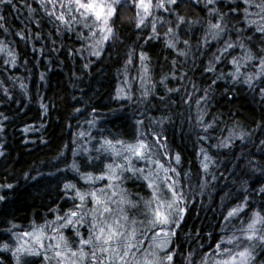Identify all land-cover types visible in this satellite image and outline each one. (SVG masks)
<instances>
[{"label":"snow or ice","instance_id":"1","mask_svg":"<svg viewBox=\"0 0 264 264\" xmlns=\"http://www.w3.org/2000/svg\"><path fill=\"white\" fill-rule=\"evenodd\" d=\"M20 2L25 4L31 23L39 26L46 17L57 35L75 37L80 47L69 54L85 59L86 69L95 62L90 57L100 59L117 43L123 45L131 40L132 36H123V27L125 23L134 25L135 40L124 61V87L118 88L113 99L144 107L134 109L137 119L129 140L105 136L103 129L101 135L94 136L90 129L97 126L96 119L88 120L89 131L76 133L84 144L79 148L84 158L74 159L70 165L83 184L66 181L63 185L61 199L72 206L66 210L59 204L49 208L44 218L30 220L23 231H17L21 226L10 222L5 231L15 246L3 242L0 250L10 252L15 264H264V168H257L254 161L248 163L253 173H260L252 178L259 187L240 181L235 192H226L228 183H224L216 193L224 194L220 210H213L220 218L213 230L207 234L202 228L194 233L183 232L197 197H203L209 187L215 191L221 179L227 181L223 173L218 176L212 171L213 167L219 171V164L211 150L233 149L237 140L243 147V142H250L257 130L264 134V0H34L38 8L26 0ZM201 3L205 16L181 14L182 4L199 7ZM4 4L15 6L14 0H0V5ZM125 9L134 12L122 17ZM38 11L43 12V17L36 15ZM4 20L0 15V30L8 33ZM162 28L166 30L162 32ZM26 31L27 26L15 35L27 42L30 36ZM197 32L202 34L197 37ZM40 38L41 34L35 33V39ZM153 40H163L165 49L174 53L171 69L158 82L151 75V57L143 50ZM137 47L141 48L139 53ZM0 53L7 57L5 65L18 63L19 53L2 38ZM137 57V75L130 77ZM192 71L200 72L206 87H200L189 76ZM137 79L139 96L131 84ZM173 81L177 87L168 86ZM222 84L226 86L217 100L216 91ZM158 85L163 86L165 95H157ZM241 90L260 107L261 120L253 121L251 131L243 130L234 120L232 127L225 124L221 128V133L227 130V136L215 137L212 133L224 123L225 113L213 115L214 101L247 100ZM3 91L9 95L7 88ZM170 95L180 97L184 104L195 100L197 105L196 126L203 132L197 139L202 145L206 141L207 147L202 146L198 153L201 159L196 173L183 169L181 153L174 152L169 143L165 125L175 123L172 116L154 117L150 113L158 109H149L145 103L150 98L163 102ZM41 107L45 113L48 111L46 105ZM121 109L127 111L123 103ZM92 113H96L95 108ZM0 116L8 119L2 113ZM258 151L264 156V139ZM246 155L250 153L242 152L235 159L239 161ZM228 163L233 166L226 171L236 177L231 181L235 186L239 180L236 169L241 165L231 160ZM85 168L92 171H82ZM24 175L36 183L44 176L39 171L34 176ZM5 189L14 190V185L0 184V202L6 203L9 197Z\"/></svg>","mask_w":264,"mask_h":264},{"label":"trees","instance_id":"2","mask_svg":"<svg viewBox=\"0 0 264 264\" xmlns=\"http://www.w3.org/2000/svg\"><path fill=\"white\" fill-rule=\"evenodd\" d=\"M14 2V7L7 4L0 5V15L5 17L2 23L9 29L8 33L0 30V38L19 53L18 63L15 66L5 65L3 60L7 57L0 53V82H2L0 83V113L8 117L4 120L0 116V125H2L0 127V151L4 153L0 156V184L14 185V190H4L9 197L8 201L0 202V243L10 244L13 240L5 231L10 227V222L21 226L17 231H23L30 220L39 221L44 218L49 208L59 204L66 210L72 206L70 201L66 203L61 197L66 181L83 184L70 165L74 159L81 161L84 158L79 152V148L84 144L76 137V133L89 131L86 122L96 119L97 126L90 129L94 136L101 135L100 130L103 129L105 136L129 140L133 131L132 125L137 119L133 115L134 109L144 107V105H133L128 101L113 99L118 88L124 87V61L127 58L126 53L135 40L132 34L134 25L125 23L123 27V36L125 38L132 36L131 40H126L123 45L117 43L113 48L104 52L100 59L90 57L89 59L95 62L86 69L84 68L87 62L85 59L79 54H69L72 49L80 47L75 37H70L68 34L57 35L46 17L39 26L31 23L25 4L20 0H14ZM26 3L33 8H38L34 0H26ZM202 9L203 3L199 7L193 4H182L181 14L187 13L191 17L205 16ZM133 12L134 10L125 9L122 10L121 16H130ZM36 15L43 17V12L38 11ZM164 15L167 18V14ZM25 26H27L25 34L30 36L27 42L15 35L16 32L25 29ZM160 30L163 32L166 29ZM37 32L41 34L38 40L35 39ZM201 34L197 32L196 36ZM137 43L144 44L143 41ZM143 50L151 57V75L154 82H158L161 75L171 69L174 53L165 49L163 40H153L150 45H145ZM136 51L139 53L141 48L137 47ZM204 62H207L206 58ZM138 69L137 57L136 67L130 70L129 76H136ZM224 70L228 69L224 68ZM42 73L44 74L43 80H41ZM189 76L200 87H206V83L200 78L199 71L189 72ZM184 83L187 85V81ZM21 84L24 85L23 88ZM131 84L135 89V95L139 96V80H132ZM168 86L177 87L178 85L173 81ZM225 86L222 84V87L216 91L217 100ZM158 87L160 90L157 95H165L163 86L158 85ZM5 88L8 89L9 95L4 93ZM188 90L192 91L190 86ZM241 93L247 96V100L238 98L228 102L225 98L218 104L214 101L215 106L211 109L213 115L218 112L225 113L224 123H221L220 127L212 133L215 137L227 136V130L221 133V128H225V124L227 127H232L231 122L234 120H238L239 127L245 131H251L255 127L253 121L261 120L260 107L252 100L250 94L244 93L243 90ZM172 101H177V104H173ZM122 103L127 108L126 112L121 109ZM145 103L149 109L153 106L158 109L151 111L150 114L154 117L172 116L175 123L165 125L169 143L174 152L181 153L183 169L185 171L191 169L193 173L198 172L201 159L198 153L202 146L207 147V142H203L202 145L197 139L198 136L203 135V132L196 126L195 118L198 110L195 100H192L190 104H184L180 102V97L170 95L163 102L150 98ZM42 104L47 106L46 113L41 107ZM77 108L80 112L74 111ZM94 108L96 109L95 114L92 113ZM234 113H239V115ZM118 116L121 118L117 119ZM189 117L192 119L189 120ZM207 119L210 120L211 116ZM25 128L29 130L25 131ZM262 139H264V134L257 130L250 142H243V147H241L242 142L237 140L233 149L211 150L210 154L219 164V171L215 167L212 171L218 176L223 173L227 181L221 179L215 191L209 187L203 197H197L196 206L191 207L183 232L191 230L194 233L197 228H202L203 234H207L213 230L220 219L213 210H220L219 205L224 194L223 192L219 195L216 193L224 183H228V188L224 189L226 192H235L240 181H247L252 188L259 187V183H252V178L259 176L260 173H253L248 162L254 161L257 168H264V156L258 151L259 142ZM212 143H216V140L214 139ZM74 152H76L75 156ZM233 152L235 156H239L242 152L250 153V155L236 161L235 156L232 155ZM60 153L63 155L60 156ZM230 160L239 163L243 169V173L241 168L236 169L239 180L235 186L231 181L236 177L226 171V168L230 169L233 166L232 163H228ZM37 171L44 174L43 178L39 179V183L25 179V173L34 176ZM82 171H92V169L85 168ZM207 178L211 179L210 176ZM201 203L203 207H200ZM261 259L264 260V257ZM0 260L3 264H15L10 252L0 250Z\"/></svg>","mask_w":264,"mask_h":264},{"label":"rangeland","instance_id":"3","mask_svg":"<svg viewBox=\"0 0 264 264\" xmlns=\"http://www.w3.org/2000/svg\"><path fill=\"white\" fill-rule=\"evenodd\" d=\"M12 245L15 246V241L14 240L12 241Z\"/></svg>","mask_w":264,"mask_h":264}]
</instances>
